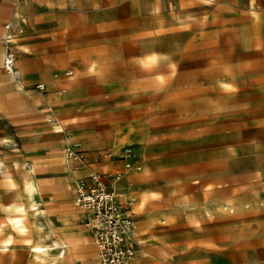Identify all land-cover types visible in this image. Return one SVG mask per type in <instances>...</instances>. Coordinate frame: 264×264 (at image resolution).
I'll return each mask as SVG.
<instances>
[{"label": "rangeland", "instance_id": "rangeland-1", "mask_svg": "<svg viewBox=\"0 0 264 264\" xmlns=\"http://www.w3.org/2000/svg\"><path fill=\"white\" fill-rule=\"evenodd\" d=\"M36 1L0 0V264H98L58 228L72 183L124 170L126 146L142 165L135 264H264V0H56L50 15ZM67 177L69 197L41 184Z\"/></svg>", "mask_w": 264, "mask_h": 264}, {"label": "built area", "instance_id": "built-area-1", "mask_svg": "<svg viewBox=\"0 0 264 264\" xmlns=\"http://www.w3.org/2000/svg\"><path fill=\"white\" fill-rule=\"evenodd\" d=\"M5 28L6 43L13 45L12 23H7ZM4 68L10 74L16 71V57L10 48L5 55ZM72 73L66 72L67 75ZM36 89L45 91L46 85L37 84ZM48 121L52 122V118ZM65 155L68 160L85 164L83 154L73 145H67ZM120 158L125 171L92 170L88 176L77 179L73 187L74 202L85 213V224L94 237L100 264H134L139 247L131 189L123 185V180L127 171H141L142 165L130 146L123 149Z\"/></svg>", "mask_w": 264, "mask_h": 264}, {"label": "crops", "instance_id": "crops-1", "mask_svg": "<svg viewBox=\"0 0 264 264\" xmlns=\"http://www.w3.org/2000/svg\"><path fill=\"white\" fill-rule=\"evenodd\" d=\"M42 1L43 2H40L39 0H37L36 2H32V4L34 5V7L37 9L38 12L43 11L42 13H47V15L53 14L54 8L56 6V0H42ZM17 2L19 3V0H17ZM10 10H11V3H4L3 5H1L0 6V18L7 16L10 13ZM13 10H15V12L17 14L19 13V8L17 7V5H13ZM7 23H12V29H11L10 33L14 36V38H15V31L18 28V25H15L13 23V21L6 22L5 24H3V26H2L3 30H4L3 41L6 40L7 30L5 28V25ZM15 42H16V39H14V43ZM30 46L35 50L34 52L37 53V55H38V59L36 60V62L44 63V62L49 61V60H47V58H55V54H53L54 52L53 53L49 52V50L51 48L50 44L32 43V44H30ZM4 59H5V56H4ZM3 63H4V61H3ZM5 72L7 74H10L6 70H5ZM14 74L19 76L20 72H15ZM10 75H12V74H10ZM65 75H67L66 72H65ZM14 78L16 79V77H14ZM4 88L5 87L2 84H0V91L3 90ZM40 92H43V91H40ZM67 145L65 146V148L67 147ZM65 148H64V154H65ZM69 161H72V160H69ZM72 162H75V161H72ZM108 164L112 165L113 163H108ZM94 170H96V169H94ZM91 171L83 177L88 176L91 173ZM118 171H125V169L124 170H118ZM132 171H137V170L132 169V170L127 171L126 176L123 180V185L128 186L131 189V198L133 201L135 214H136V218H135V220H136V239L139 243L138 252H137V256H138V253L141 251V248H142L144 243L138 237L137 217H138L139 204L136 200V197L132 194V182L129 180L130 173ZM75 182H76V180L72 183V195H73L72 200H73L75 207H72L70 202H67V221L66 222L63 221L64 225L60 226L58 229L62 232H65V234H67V243H72L71 246L74 245V247H72V248H74L76 253L94 256L95 252H96V259L98 261L97 246H96V243H95V240H94V237H93L91 231L86 227L85 213L74 202L73 187H74ZM61 183H60V181H56L55 179H49L48 181H44L41 184L43 186H45L46 188H52L51 190H53L56 193V195H58V196L69 197L70 196L69 178L67 177V183H64V184L63 183L61 184ZM58 184H60V185H58ZM42 185L39 184V187H41ZM55 193H54V195H55ZM59 207H61V206H59ZM55 209H58V207ZM76 209H78L77 210L78 212H74V210H76ZM77 217L83 219V225H81V224L79 225L77 223V221H76ZM55 219L56 218H53V223L56 224L57 222ZM88 236L92 239V243L89 241ZM137 256L135 258L134 264L136 262ZM98 264H100L99 261H98Z\"/></svg>", "mask_w": 264, "mask_h": 264}, {"label": "bare ground", "instance_id": "bare-ground-1", "mask_svg": "<svg viewBox=\"0 0 264 264\" xmlns=\"http://www.w3.org/2000/svg\"><path fill=\"white\" fill-rule=\"evenodd\" d=\"M26 188H27V190H28V192L30 193V195L32 194V192H33V188H34V185L33 184H31L30 182H27V184H26ZM22 205V204H21ZM25 207L24 206H21V211H25ZM11 221H12V223H13V225H15V226H17V227H21L22 225H23V223H24V221H25V219H24V217H22V216H19V217H14V218H12L11 219ZM8 243H9V241H5L1 246H0V249L1 250H4L6 247H7V245H8ZM36 250H40V249H36ZM39 252V251H38Z\"/></svg>", "mask_w": 264, "mask_h": 264}]
</instances>
